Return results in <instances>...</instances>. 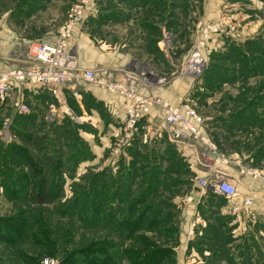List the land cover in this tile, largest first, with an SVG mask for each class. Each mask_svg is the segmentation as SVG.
<instances>
[{"label": "trees", "instance_id": "trees-1", "mask_svg": "<svg viewBox=\"0 0 264 264\" xmlns=\"http://www.w3.org/2000/svg\"><path fill=\"white\" fill-rule=\"evenodd\" d=\"M179 1L181 9L185 10L187 0ZM129 2L140 11L143 8L144 12L148 7L166 8L164 0ZM141 21L143 28L157 30L149 20L141 18ZM259 36L245 42L250 45L248 49L233 40L221 58L210 57L201 77L208 90L199 92L208 95L233 76L231 73L235 68L225 67L230 70L229 74L218 64L222 58L236 64L239 61L235 60H243L239 62V71L245 80L264 75V58L253 56V52L264 55V39ZM158 40V37L154 38L153 42ZM47 94L50 95L48 92L31 95L46 102ZM82 95L83 104L93 99L88 96L89 100L87 94ZM258 99L264 100V96ZM68 100L81 113L74 98L68 96ZM256 108L254 102L248 100L237 115H232L239 119ZM69 120L64 116L61 123L55 120L49 124L38 110H31L26 115L17 114L12 128L16 143L4 144L0 140V186L6 200L15 203L14 212L0 217V264H39L46 256L57 259L59 264H178L182 209L175 199L185 193L186 187L189 191L195 190L194 173L188 163L173 147L163 155L156 151L149 154L141 152L135 143L128 150L129 166L122 159L119 163L123 170L120 169L118 175L108 168L99 172L90 169V175L88 173L70 186L68 195L65 173L69 171L74 178L85 154L83 141L78 138L79 130L77 133L61 127ZM258 121L254 119L249 130L259 127ZM249 124L251 121L245 125ZM48 125L56 127L52 132L55 139L45 132ZM258 129L262 133V128ZM261 137L256 141L259 142ZM72 141L74 145H71ZM67 147L72 149L67 151ZM262 151L258 148L255 152L256 164ZM164 161H167L166 165ZM207 195V200L200 202L198 209L211 222L189 240L187 252L196 251L204 260L203 264H264V244L258 245L251 236L254 244L250 246L249 233H235V226L230 225L231 217L221 213L227 199L210 190ZM50 205L66 219V227L52 225ZM81 228L92 233L91 237L85 232L80 233L85 244L77 242ZM98 231H104V236L100 237ZM240 240L243 242L239 243Z\"/></svg>", "mask_w": 264, "mask_h": 264}, {"label": "rangeland", "instance_id": "rangeland-1", "mask_svg": "<svg viewBox=\"0 0 264 264\" xmlns=\"http://www.w3.org/2000/svg\"><path fill=\"white\" fill-rule=\"evenodd\" d=\"M187 3L188 7L184 10L181 9L179 0H164L165 9L148 7V10L144 12L143 8L140 11L139 7L135 8L136 6L131 5L129 0H0V67L23 66L22 59L19 60L17 56L26 59L32 52L34 44L58 38L63 27L72 24L71 37L67 44L70 52L78 58V62L84 56L92 64L97 60L103 62L104 65L101 68L109 70L108 64L113 61L112 56L125 53L131 59L126 67L140 68L141 73L147 72L149 86L156 87L162 83L163 87H167L176 82L180 85L182 94L190 86L187 93L182 96L179 105H189L201 117L206 118L204 125L209 133L210 142L223 155L217 161L218 168L227 166L229 170H226L230 171L228 172L230 180L237 181L236 177L240 178L245 175L251 177L250 183L253 186L249 187L247 194H251V197L257 199L256 210L263 215L258 216L255 224H248L249 231L245 233H249L247 240L250 246L254 244L251 236L256 239L258 245L262 246L264 244V195L262 194L264 193V100H260L258 97L264 96V75L249 77L245 80L239 71V62L242 63L243 60H235L239 61L236 64L222 58L218 64L224 68H235L231 73L233 76L229 81L219 85L215 91L208 92L209 94L206 95L200 93L208 90L205 87L206 83L202 80L203 77L194 79L185 73L184 66L191 52L197 47L201 48L202 55L209 64L210 57L218 59L223 56L222 54H226V49L233 40L243 46L245 42H249L259 35H261L259 36L261 39H264V0H187ZM141 18L149 20L157 27V30L143 28ZM80 30L85 31V35L80 33ZM87 37L91 40L89 41ZM157 37L159 40L154 43L153 39ZM227 38L231 41H227ZM81 42H85L88 48L83 46L79 49L78 46ZM249 47L250 45H245L244 49ZM93 50L97 51V56ZM214 51L216 53L211 56ZM253 56L264 58V55L258 52H253ZM98 63L100 64V62ZM224 71L230 72L227 68ZM83 88L84 86L79 90L82 99V94L86 93ZM15 94L17 96V91H13L5 103L0 101V128L2 122L7 118L12 119V128L15 125ZM47 96L44 99L46 102H42L27 93L25 102L30 106V111H40L49 124L55 120L61 123L63 117L67 116L70 120L61 126L62 129L65 131L76 130L77 133L79 130L78 138L83 141L85 154L82 156L83 161L79 163L77 172H75V177L72 178L69 171H66L64 176L66 178L65 191L68 195L71 193L70 186L75 181L83 179L90 169L93 172H99L108 168L118 175V171L123 168L119 163L122 159H125L126 166H129L128 150L130 146L136 143L140 148V140L137 139L141 136V121L138 124L136 136L131 141L127 140V118L125 122L114 125L118 129H115V131L117 130L116 135L110 133L111 130L108 128H105L100 135L96 125L98 116L64 115L65 104H59L51 95L47 94ZM88 99L90 100V97ZM248 100L257 106L255 111L252 110L254 113L252 114L250 111V113H246L245 117L234 118L235 116L232 114L237 115L239 110L247 105ZM93 103L99 106L100 112L104 115L100 118L103 121L110 120V116H106L105 109L100 105L102 103H96L95 99H92L90 103H85L84 108L91 107ZM256 118L257 121H261L257 122L259 127H254L259 132L258 128H262V133H255L254 141L246 142V139H251V137L243 139V135L249 132L245 130L252 127V121ZM250 121L249 126L245 125ZM76 126L81 127L75 129ZM45 130L47 134H51V138L55 139V134H52L56 130L55 126L51 128L48 125ZM259 136L263 137L259 142H256ZM51 138L49 140H53ZM1 141L4 144H9ZM13 142L16 143V138ZM253 143L255 144L252 145ZM57 145L59 146L58 143ZM71 145H74L73 141ZM67 148V151L72 149L71 147ZM253 148L254 152H257L258 148L263 150L258 155L257 165L254 164L253 167L242 163L243 166L239 165L238 168L232 165L234 162L232 159L237 152L245 151L247 153ZM140 151L142 152V150ZM230 155H233L231 161L228 158ZM229 166L232 168L230 169ZM192 191L195 194H201L203 189L196 187L195 190L189 191L186 187L185 193L175 199V202L180 205V210H192L194 202L186 199V196ZM208 191L203 194L206 195ZM240 191L242 194H246L243 187H240ZM14 204L5 198L3 202L0 201V210L4 215H8L14 212ZM48 208L51 209L49 217L52 225L55 228L66 227V219L56 213L54 205H50ZM252 209L255 212L253 207ZM247 219L242 215L238 218L241 221ZM179 220L182 227L183 213L179 214ZM245 222H249V220ZM77 226L80 228L79 224ZM81 232H85L89 237L92 235L91 230L81 228L78 234V243L84 241L81 239ZM181 233V245L177 249L178 264H203L204 260L197 253L198 256H190V253L186 252L187 254L183 257L181 252L185 244L195 238L196 232ZM236 233L241 234L237 231ZM97 234L103 237L105 232L98 231ZM240 242L243 241L240 240ZM195 258L198 263H194Z\"/></svg>", "mask_w": 264, "mask_h": 264}, {"label": "built area", "instance_id": "built-area-1", "mask_svg": "<svg viewBox=\"0 0 264 264\" xmlns=\"http://www.w3.org/2000/svg\"><path fill=\"white\" fill-rule=\"evenodd\" d=\"M71 26L63 27L58 38L54 40L40 41L34 44L28 57L17 56L23 61V66L0 67V101L5 103L17 91L14 100L17 114H29L30 106L25 102L26 94H39L48 92L59 104H66L68 91H73L74 96L80 98V86L82 84H97L107 88L110 92L125 99L132 100L127 110L126 131L127 140L131 141L136 136L138 124L146 113L149 112L148 103L138 97V83L140 76L125 75L123 79L116 80L107 75H98L94 70L82 68L75 54L68 49V40L71 37ZM207 61L202 55L201 48L197 47L191 52L184 68L185 73L194 79H201ZM142 80L149 83L148 74L142 73ZM162 81L160 80V83ZM154 106H158L161 118L169 125V136L172 141L195 140L204 146L213 147L208 136L204 134L205 119L189 105L172 106L159 100H155ZM154 107V108H155ZM12 119L7 118L0 128V140L6 143L14 141L16 134L12 130ZM197 188L203 192L213 191L225 197L227 206L232 215H241L252 220L255 218L252 209L254 199L250 196L240 197L237 186L228 180L221 171L213 170L207 176L195 178ZM237 218V219H238ZM39 264H59L52 257L43 258Z\"/></svg>", "mask_w": 264, "mask_h": 264}, {"label": "crops", "instance_id": "crops-1", "mask_svg": "<svg viewBox=\"0 0 264 264\" xmlns=\"http://www.w3.org/2000/svg\"><path fill=\"white\" fill-rule=\"evenodd\" d=\"M83 27V25H82ZM80 33H85L82 30H80ZM85 35V34H84ZM87 36V35H86ZM89 38V37H87ZM89 41L91 40L90 38L88 39ZM83 46L85 48H88V45L85 42H81L80 46H78L79 49H81ZM93 53L97 56V51L93 50ZM81 59V58H80ZM113 61L108 64L107 69L101 68L103 62L101 61H96V63L92 64L88 59H85L84 56L82 60H79V64L81 67H85L91 70H94L98 75H106L110 76L111 78H114L116 80L123 79L125 75H132V76H140L141 79H139L137 91H138V97L142 99V101L148 103L149 105V112L145 114V116L142 119V130L140 132L141 136L137 140H140V148L144 153H152L153 151H156L158 154L163 155L168 148L173 147V149L176 151V153L180 156V158L184 159V162L188 163L189 168L192 170L194 173V187L195 186V178L200 177V176H207L209 175L213 170L215 171H221L223 172L227 178L230 171L228 167L226 168H218L217 161L218 159L223 157L222 153L218 152L216 149V146L213 144V147H207L201 144L200 142H197L195 140H182V141H177L174 142L169 138V125L163 121L161 118V113L160 109L158 106H154L155 100H159L160 102L167 103L172 106H178L181 102L182 96L185 95L190 89L188 86L187 90L185 91L184 94L181 93L180 85L176 82L172 83L171 85L167 87H163L162 83L159 86L156 87H151L149 86L150 84L145 83L142 79V73L140 72V68L134 67V69L130 67H126L127 64L131 61L130 57H128L127 54H114L112 56ZM100 62V64L98 63ZM107 67V66H106ZM124 68V69H123ZM115 72V73H114ZM146 73V72H145ZM174 75V74H172ZM139 78V77H138ZM192 85V83H191ZM82 86H84V92L87 93V96H91L93 99H95L96 103L100 104L106 111L107 115L110 116V120H102L100 116L102 113L99 110V106L94 104L91 107L84 108V104L82 103V98H79L77 96H74L73 91H69L68 96H71L74 98V100L79 104L81 113H78L70 104V101L68 100L67 96V101L66 104L64 105V115H71V116H98V121H97V127H98V132L101 133L105 128H108V130H111L110 133L116 135V131L118 130L116 126H114L117 123L120 122H125L126 117H127V110L131 106L132 103H134L132 100L125 99L124 97H121L117 94H114L110 92L107 88L100 87L97 84H82L80 86V89H82ZM83 91V90H82ZM84 93V94H86ZM81 94V92H80ZM69 102V103H68ZM71 105V106H70ZM96 107V108H95ZM155 107V108H154ZM159 109V110H158ZM63 115V116H64ZM206 119V118H204ZM113 122V123H112ZM115 129H117L115 131ZM120 130V127H119ZM114 133H113V132ZM204 134L209 137V133H207V130L205 127H203ZM248 132V131H246ZM228 133V132H227ZM255 133H260L257 129H251L247 134L243 135V139H246V137H251L246 139V142H253L254 141V136ZM229 134V133H228ZM172 142H171V141ZM257 142V141H256ZM253 143L252 145H254ZM169 151V150H168ZM233 155L228 156L229 160L232 159ZM255 152L254 148L252 151L245 153V151L237 152L236 156L234 157V162H232V165L234 167H237L239 165H242V163H246L248 165H251L254 167L255 163ZM231 161V160H230ZM164 164H167V161H164ZM243 166V165H242ZM221 167V166H220ZM231 169L232 167L229 166ZM227 169V170H226ZM232 173V172H231ZM233 174V173H232ZM236 177V176H235ZM236 180H230L232 183H234L239 191L240 197H246L250 196L251 194H247L249 192L248 189L249 187H252L253 185L250 183L251 182V177L249 176H243V177H236ZM235 178V179H236ZM240 187H243L246 191V194H242L240 191ZM195 194L194 191H192L190 194L186 196V199L190 202H194L192 204V210H183L182 213L184 216V222L182 224V232L185 233H194L198 231H202V227H206L208 223L211 222V220H207L206 216L201 213V211L198 209V206L200 202H204L207 200V194ZM264 195V193H262ZM253 196V195H252ZM251 197V196H250ZM264 197V196H263ZM253 198V197H252ZM254 199V206L253 208L255 209L254 215L255 218L249 220V222H245L247 220H238L236 219L237 217L235 215H232L230 213V210L228 206L223 205L221 207V213L225 216L231 217L230 225H234V232L236 233H245L246 231L248 232L247 225L248 224H255V220L258 219V216L263 213H260L259 211L256 210L257 206V199ZM5 200L4 197V189L0 186V201L3 202ZM185 200V199H184ZM183 200V201H184ZM264 200V198H263ZM254 211V210H253ZM258 213V214H257ZM4 213L0 210V217L3 216ZM233 218V219H232ZM186 219V220H185ZM234 221H237L236 223ZM245 225H244V224ZM185 226V228H184ZM187 246L188 244H185V246L182 249V256L184 257L185 254H187ZM196 251H192L190 253L191 255H197ZM189 254V253H188ZM199 255V254H198ZM197 255V256H198ZM200 256V255H199ZM201 257V256H200ZM198 259H200L198 257ZM197 258H195L194 263H198Z\"/></svg>", "mask_w": 264, "mask_h": 264}]
</instances>
